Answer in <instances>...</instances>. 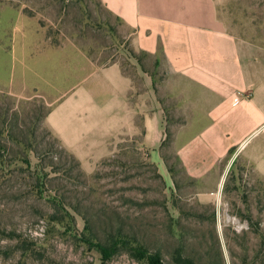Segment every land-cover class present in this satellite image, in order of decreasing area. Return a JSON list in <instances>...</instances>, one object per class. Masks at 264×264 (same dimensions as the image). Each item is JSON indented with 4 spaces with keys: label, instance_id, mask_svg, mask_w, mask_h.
Wrapping results in <instances>:
<instances>
[{
    "label": "rangeland",
    "instance_id": "374dc122",
    "mask_svg": "<svg viewBox=\"0 0 264 264\" xmlns=\"http://www.w3.org/2000/svg\"><path fill=\"white\" fill-rule=\"evenodd\" d=\"M218 13L264 84V0H223ZM122 30L98 0H0V145L7 146L0 150V264H145L125 252L102 262L74 238L91 231L105 240L116 229L159 249L166 262L182 244L199 264H264V178L240 158L225 171L219 163L212 175L190 176L176 133L193 123L167 120L153 154L141 145L139 121L126 132L97 122L90 132L86 120V134L72 145L77 167L45 129V116L97 67L121 64L133 80L132 100L145 90L148 78L135 69ZM142 61L149 70L161 63ZM263 140L264 126L242 155ZM39 169L44 196L34 186Z\"/></svg>",
    "mask_w": 264,
    "mask_h": 264
},
{
    "label": "crops",
    "instance_id": "0c3cea01",
    "mask_svg": "<svg viewBox=\"0 0 264 264\" xmlns=\"http://www.w3.org/2000/svg\"><path fill=\"white\" fill-rule=\"evenodd\" d=\"M99 1L119 20L133 51L161 63L149 70L134 59L135 69L148 78L134 100L133 80L119 63L97 67L86 86L74 88L65 104L45 116L59 143L81 164L73 142L97 122L104 121L105 130L126 132L139 121L141 145L155 154L167 120L193 123L176 133V154L190 176L212 175L219 163L225 171L240 158L264 178V140L242 155L264 126V84L219 16L223 0Z\"/></svg>",
    "mask_w": 264,
    "mask_h": 264
},
{
    "label": "trees",
    "instance_id": "16d2710c",
    "mask_svg": "<svg viewBox=\"0 0 264 264\" xmlns=\"http://www.w3.org/2000/svg\"><path fill=\"white\" fill-rule=\"evenodd\" d=\"M127 45L128 46L126 47L127 48L126 51L129 54V56H131V58L136 59L138 62H140V60L146 56L145 53L137 54L136 52H134L133 49L129 46L128 41H127ZM45 129L54 138V140L59 143L58 139L51 134V132L46 126ZM23 147L28 151L35 153L36 157L39 156L36 147L33 146L32 147L23 146ZM60 148H61L60 149L61 153H63L66 157L68 156L71 159L73 166L75 167L79 166V161L71 153H69L61 144H60ZM0 150L7 153V146L5 144L0 145ZM23 162L25 163L26 166H28V168H30V161L27 156L23 159ZM33 172L36 179V184L34 186L37 190V193L42 196L46 186L45 184L46 173H44L43 169L34 170ZM47 196H49L53 204L58 203L55 200L54 196L51 195H47ZM69 223L70 225L71 223H73L71 216H69ZM74 238L79 239L80 241H83L85 244H87L89 247L94 248L99 253L102 262L110 260L113 256H115L119 252H125L131 258L140 262H144L145 264H199L194 259L193 256L186 254L182 244H178L177 246L172 248V250L169 253L171 262H166L163 259L159 249L155 251L151 250L148 243L140 240L135 235L123 233L120 229H116L113 232H111L109 234V237L105 240H100L91 231L89 232L88 235L81 234L80 237L74 235ZM17 240L23 245L22 247L23 250L30 248V246H27L29 245L27 239L18 238ZM30 243L33 244L34 241L32 240ZM24 244L26 246H24Z\"/></svg>",
    "mask_w": 264,
    "mask_h": 264
},
{
    "label": "built area",
    "instance_id": "2783aa9c",
    "mask_svg": "<svg viewBox=\"0 0 264 264\" xmlns=\"http://www.w3.org/2000/svg\"><path fill=\"white\" fill-rule=\"evenodd\" d=\"M237 99H239V95L235 96ZM245 227L243 224L239 225V228Z\"/></svg>",
    "mask_w": 264,
    "mask_h": 264
}]
</instances>
